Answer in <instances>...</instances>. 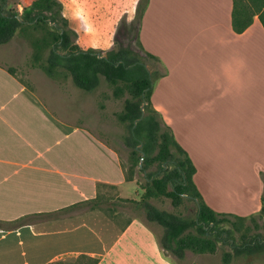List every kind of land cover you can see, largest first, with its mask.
I'll list each match as a JSON object with an SVG mask.
<instances>
[{
  "label": "crops",
  "instance_id": "1",
  "mask_svg": "<svg viewBox=\"0 0 264 264\" xmlns=\"http://www.w3.org/2000/svg\"><path fill=\"white\" fill-rule=\"evenodd\" d=\"M157 1L154 19L139 29L142 46L167 68L152 94L166 86L170 94L193 88L205 94V108L191 106L185 117L192 127L205 119V194L216 195L215 188L220 196L205 197V203L218 212L256 214L264 193V29L255 17L235 33L231 11H220L222 0ZM192 1L205 9L188 11ZM62 2L81 48L113 47L116 18L104 10L106 1L97 4L98 14L81 0ZM2 59L0 264H48L80 255L97 264H178L146 220L132 217L113 235L79 214H113L109 190H117L125 206L128 200L120 197L133 184L96 132V92L81 94L71 78L57 84L43 75L29 88ZM151 100L171 127L170 110Z\"/></svg>",
  "mask_w": 264,
  "mask_h": 264
},
{
  "label": "trees",
  "instance_id": "2",
  "mask_svg": "<svg viewBox=\"0 0 264 264\" xmlns=\"http://www.w3.org/2000/svg\"><path fill=\"white\" fill-rule=\"evenodd\" d=\"M143 1L138 0L136 6L138 49L118 44L105 50L81 48L76 41L77 32L63 14L61 0H32L23 6L21 13L17 9H5V0H1L0 45L10 41L16 34L25 35L33 48L34 63L48 76L70 77L76 87L87 92L94 91L105 82L112 88L115 98L126 95L118 113V119L125 129L122 140L130 156L129 171H125V178L133 180L135 173L140 172L144 174L145 181L140 199L130 201L144 211L148 221L161 226L159 243L164 251L178 258H182L186 250L195 253L214 252L218 236L229 233V230H220L218 227L228 224L231 230L239 233L240 243L230 244L233 255L264 252V241L255 238L256 235H250L251 229L246 224L255 215L264 216V193L258 213L248 217L220 213L210 208L201 199L193 181L195 166L192 160L152 104L153 82L164 71L157 56L145 50L139 41L140 22L148 0L145 3ZM231 2V27L235 33L243 32L255 17L264 29V0ZM150 63L156 67L150 68ZM143 103L144 115L134 126ZM141 151L144 152L142 160ZM152 166L155 169L152 170ZM160 198H169L173 207H178L184 201L193 202L195 212L184 215L161 209L151 202L152 199ZM97 262L96 258L80 255L48 264Z\"/></svg>",
  "mask_w": 264,
  "mask_h": 264
},
{
  "label": "rangeland",
  "instance_id": "3",
  "mask_svg": "<svg viewBox=\"0 0 264 264\" xmlns=\"http://www.w3.org/2000/svg\"><path fill=\"white\" fill-rule=\"evenodd\" d=\"M30 0H5L3 7L17 9L19 13L22 12V7L25 2ZM62 1V0H61ZM73 4L75 0H64ZM87 6H91L95 10V14L102 7L97 9V4L102 2H107L104 10L112 18H116L114 21V29L112 33L113 44H118L122 46H131L134 49H138L137 40V25H138V15H136V6L138 0H81ZM179 0V4H180ZM1 3V0H0ZM145 3V0L143 1ZM20 4V5H19ZM96 4V5H95ZM158 5L157 0H148L145 10L142 14L141 23L142 25H147V23L154 19V10ZM180 7V6H179ZM88 10V7L85 6ZM182 9H186L182 8ZM188 11L198 12L200 9H205V4L198 8L197 4L192 1L190 6L187 8ZM226 9V15L228 16L231 11V0H222L220 4V11ZM200 12V11H199ZM258 22V21H257ZM258 24V23H257ZM140 32V31H139ZM140 41V37H139ZM141 42V41H140ZM150 44V43H149ZM153 45V46H152ZM150 45L151 49L155 48L156 45ZM155 46V47H154ZM0 56L9 67L17 71L20 77L27 83L29 88H32V82L35 79L45 76L56 82L57 84L67 83L70 77H63L59 75L58 77L48 76L37 64L33 61V48L28 37L22 34H16L10 41L0 45ZM161 64V69L164 71L163 75L156 79L153 83V90L156 85H158L159 80L167 74V68L161 61L159 56L157 57ZM150 68L156 67L155 64H149ZM200 82L202 78H199ZM160 92L156 91L155 94H151V98L155 101L161 103L167 110H170L172 118H174V123L171 129L175 135L176 140L181 145V147L187 152L188 156L192 160L195 166V174L193 176V181L200 193L201 199L205 203V197L211 198L215 197L217 200L220 197L215 188H213L216 195L208 196L205 194L207 186L205 185V119L192 127L189 121L185 118L187 108L191 106H201L205 108V94H194L196 88L193 91H187V94L178 93L170 94V87L166 86ZM152 90V93L154 92ZM87 91L81 90V94H89ZM96 94H91L94 99H96V105L98 109V127L96 129L97 134L110 145L119 157V161L124 167L125 171H129L130 156L129 150L124 145L122 136L125 133L124 125L118 119V113L121 111L123 106V100L126 97L115 98L112 93V88L105 82H102L100 86L94 90ZM52 94H60L58 91H53ZM152 101V100H151ZM175 106L178 108H174ZM193 117V116H191ZM205 118V115L198 116ZM152 170L155 166H152ZM133 184L130 185L128 192L124 193L122 202L117 196L119 192L117 190H109L111 197V205L114 207V213L108 215L105 211H94V212H79L84 218H88L91 223H94L102 231H110L115 235L126 223L127 220L132 217H140L146 220L149 225L155 229L156 234H161L162 229L155 222L148 221L145 217V213L142 209L135 207L134 203L130 200L138 201L143 192L142 186L145 183L144 174L136 172L134 179L131 180ZM208 185H212L207 183ZM113 195V196H112ZM224 196V195H222ZM118 197V198H117ZM228 197V196H224ZM151 202L161 208L176 213H182L184 215H192L195 212V205L193 202L184 201L183 204L178 207H173L169 198L152 199ZM121 204V205H120ZM109 205V206H108ZM111 207L110 204H107ZM128 206V207H126ZM218 212V211H216ZM224 213V212H220ZM258 213V212H257ZM86 214V215H85ZM232 214V213H229ZM236 215V214H234ZM240 216V215H238ZM243 217V216H241ZM246 224L250 227V235H256L255 238L264 241V216L255 215L253 220H247ZM220 230H229L228 235L222 233L218 236L216 243V249L214 252L205 253H195L191 250H186L182 258H178L175 254H169L172 260L178 262V264H264V252L253 253L250 255H233V249L230 244H239V233L231 230L228 224H221L218 227ZM124 240L121 241V244ZM228 254L230 256L228 257Z\"/></svg>",
  "mask_w": 264,
  "mask_h": 264
},
{
  "label": "water",
  "instance_id": "4",
  "mask_svg": "<svg viewBox=\"0 0 264 264\" xmlns=\"http://www.w3.org/2000/svg\"><path fill=\"white\" fill-rule=\"evenodd\" d=\"M18 18L21 19L19 16H18ZM99 56H101V55H99ZM143 106H144V103L140 106L141 114H140V116H139L138 118H136V119L134 120V123H133L134 126H135V124L137 123V121H139V120L143 117V115H144V109H143ZM139 146H141V144H139ZM142 156H144V152H143V151H141V160H142ZM140 167H141V163H139V168H140Z\"/></svg>",
  "mask_w": 264,
  "mask_h": 264
}]
</instances>
